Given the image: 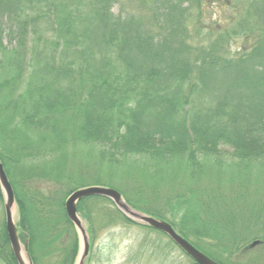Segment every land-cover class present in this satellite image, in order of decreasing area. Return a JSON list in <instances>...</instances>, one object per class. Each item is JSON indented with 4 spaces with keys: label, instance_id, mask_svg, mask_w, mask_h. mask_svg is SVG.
<instances>
[{
    "label": "trees",
    "instance_id": "trees-1",
    "mask_svg": "<svg viewBox=\"0 0 264 264\" xmlns=\"http://www.w3.org/2000/svg\"><path fill=\"white\" fill-rule=\"evenodd\" d=\"M120 1L0 0V161L19 239L33 264H73L78 237L64 197L101 185L217 263L242 264L247 235L264 244V208L230 200L223 183L239 180L235 168H264V0H244L245 17L204 38L208 0H151L158 31L111 12ZM43 5L40 16L27 11ZM37 17L49 27L37 28ZM249 37V48H230ZM202 97L215 104L192 102ZM221 146L233 149L231 160ZM159 185L168 187L155 201ZM76 209L90 241L99 228L136 225L106 198H82ZM0 233L2 258L16 264L3 225Z\"/></svg>",
    "mask_w": 264,
    "mask_h": 264
},
{
    "label": "rangeland",
    "instance_id": "rangeland-1",
    "mask_svg": "<svg viewBox=\"0 0 264 264\" xmlns=\"http://www.w3.org/2000/svg\"><path fill=\"white\" fill-rule=\"evenodd\" d=\"M87 2V0H84ZM122 6L119 2H113L111 4V12L114 14H118L119 12H128L132 13L135 17L137 16L141 22L143 23V27L152 28L154 31H158L161 27V21L158 19L156 21V11H154V7L152 6L151 0H145L148 5H143L138 0H121ZM120 1V2H121ZM153 1V0H152ZM227 4L224 3V0H208L207 8L208 11L205 10L203 13L201 22L204 26V31H202V38L206 35V30L214 29L215 27H233V25L238 22L240 19L245 17V9L246 3L244 0H225ZM82 2V1H81ZM157 3V2H156ZM50 6V5H49ZM85 6V3L79 4L78 7ZM157 7V11L159 10V6ZM28 13L32 11L34 16H40V13H45V7L42 6L41 9L36 8L35 6L27 8ZM156 9V8H155ZM85 13V11H83ZM186 21V27L189 31L192 41H196L199 38L194 36L191 33V25L196 22L195 20V12L193 15ZM35 24L37 28L43 29L46 26L49 27V24L42 17L36 18ZM5 27V22L2 20L0 22ZM78 30H80V23H77ZM5 29V28H4ZM79 32V31H78ZM50 36H52L50 34ZM210 36L209 38H212ZM6 35L3 39V44L6 45L7 42ZM30 43V42H29ZM230 48L233 52L237 49H247L252 43V38H236L229 42ZM66 57H73L71 55H67ZM67 58V59H68ZM29 68L26 67L25 70ZM119 69V68H118ZM31 70V68H30ZM28 73L29 69L26 70ZM30 72V71H29ZM217 86V85H215ZM192 102H195L196 105L210 107L215 104L214 100H211L208 97H202L201 99H193ZM220 151L222 155L228 158L227 161L231 160L232 157L229 155L232 152V148L229 146H221ZM234 175L239 177L238 181H234L233 183H229L228 181H224L225 185V194L227 198L230 200L237 198L238 202L247 203L256 205L258 208H264V168L258 166L253 163V165L246 172L238 171L241 170L239 168H235ZM231 172V176H232ZM9 180V179H8ZM166 185H159V187L153 188L150 191L152 199L155 201L162 194H165L167 190ZM151 189V188H150ZM153 192V195H152ZM63 194V193H62ZM61 194V195H62ZM2 195V194H1ZM67 195H65L64 200ZM154 202L152 201L151 204ZM105 204V206L109 207L110 210L113 209L112 205ZM102 205L99 203L98 207L95 208L101 209ZM264 210V209H263ZM81 218V217H80ZM4 219L3 212V202H0V223ZM15 223L18 221V211L16 210L14 216ZM84 227L87 230V223L82 218L81 219ZM250 223L246 220L244 223L238 227L237 231L244 235H247L248 230H252L249 226ZM140 226V224L136 225H128L123 224L122 222L116 223V225H109L104 228H99L96 231V234L93 236L90 241V250L88 253V257L84 264H192V260L186 256L175 244H173L167 236L162 234L156 230H149L145 227ZM247 231V232H246ZM250 240V241H249ZM249 241V242H248ZM252 238H248V235L245 237V242H248L246 245L247 250L242 254L240 261L242 264H264V244L257 245L253 248H248V245L252 242ZM237 257V256H235ZM55 259L54 256H51L50 260ZM49 260V261H50ZM52 262V261H51ZM0 264H9L5 261V259L0 256Z\"/></svg>",
    "mask_w": 264,
    "mask_h": 264
},
{
    "label": "water",
    "instance_id": "water-1",
    "mask_svg": "<svg viewBox=\"0 0 264 264\" xmlns=\"http://www.w3.org/2000/svg\"><path fill=\"white\" fill-rule=\"evenodd\" d=\"M0 190L2 194L4 226L10 251L16 264H33L27 249V242L22 243L18 236L14 216L17 210L13 189L9 183L3 165L0 161ZM98 196L112 202L114 207L133 223L147 226L159 231L175 244L195 264H219L199 251L189 241L182 237L167 221L139 212L130 207L123 196L116 189L101 186L88 185L70 192L64 200V211L68 220L73 225L78 237V251L73 264H84L89 253L90 239L84 224L76 209L77 203L85 197ZM259 240L252 241L248 247L253 248L259 244Z\"/></svg>",
    "mask_w": 264,
    "mask_h": 264
},
{
    "label": "flooded vegetation",
    "instance_id": "flooded-vegetation-1",
    "mask_svg": "<svg viewBox=\"0 0 264 264\" xmlns=\"http://www.w3.org/2000/svg\"><path fill=\"white\" fill-rule=\"evenodd\" d=\"M2 225H3V228H4V231H5V226H4V219L2 220V222L0 223V229H2ZM6 234V232H5ZM0 238H1V233H0ZM7 238V236H6ZM1 248H2V244H1V241H0V251H1ZM2 255V253L0 252V256Z\"/></svg>",
    "mask_w": 264,
    "mask_h": 264
},
{
    "label": "bare ground",
    "instance_id": "bare-ground-1",
    "mask_svg": "<svg viewBox=\"0 0 264 264\" xmlns=\"http://www.w3.org/2000/svg\"><path fill=\"white\" fill-rule=\"evenodd\" d=\"M11 185V184H10ZM12 187V186H11ZM1 191V190H0Z\"/></svg>",
    "mask_w": 264,
    "mask_h": 264
}]
</instances>
